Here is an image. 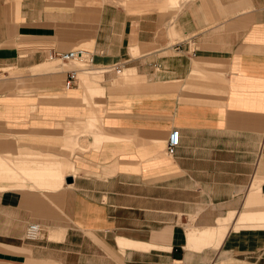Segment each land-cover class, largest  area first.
<instances>
[{
	"label": "crops",
	"instance_id": "crops-1",
	"mask_svg": "<svg viewBox=\"0 0 264 264\" xmlns=\"http://www.w3.org/2000/svg\"><path fill=\"white\" fill-rule=\"evenodd\" d=\"M94 2L0 0V264H264V0Z\"/></svg>",
	"mask_w": 264,
	"mask_h": 264
},
{
	"label": "built area",
	"instance_id": "built-area-1",
	"mask_svg": "<svg viewBox=\"0 0 264 264\" xmlns=\"http://www.w3.org/2000/svg\"><path fill=\"white\" fill-rule=\"evenodd\" d=\"M50 61H58L61 64H69V63H77L79 66L78 69H71L67 72V79L65 82V88L69 89L75 81H77V73L90 71L92 67L91 55L89 52L81 49H74L68 52L62 53H51L49 55ZM101 71H105L106 69L100 68ZM117 73L121 71V69H115ZM179 143V132L175 131L170 133L167 145H166V154L168 156H172L175 153V150ZM40 235L39 226L36 224H31L27 227L25 232V237L27 240H36Z\"/></svg>",
	"mask_w": 264,
	"mask_h": 264
},
{
	"label": "rangeland",
	"instance_id": "rangeland-1",
	"mask_svg": "<svg viewBox=\"0 0 264 264\" xmlns=\"http://www.w3.org/2000/svg\"><path fill=\"white\" fill-rule=\"evenodd\" d=\"M102 2V0H100ZM161 0H105L102 2V4H112L115 6L122 7L124 10L128 9L131 12H128L129 14H144V13H151V12H159V11H165L167 9L159 10L158 6L160 4ZM87 4L86 2H84ZM95 5H98L97 1L94 2ZM57 65L62 66V64L57 63ZM64 65V64H63ZM65 65H75V63H69ZM99 70V69H98ZM93 71V70H92ZM90 71L89 74L94 73Z\"/></svg>",
	"mask_w": 264,
	"mask_h": 264
},
{
	"label": "bare ground",
	"instance_id": "bare-ground-1",
	"mask_svg": "<svg viewBox=\"0 0 264 264\" xmlns=\"http://www.w3.org/2000/svg\"><path fill=\"white\" fill-rule=\"evenodd\" d=\"M79 2H86V0H78ZM95 1H97L98 3H100V4H102V2L103 1H105V0H102V2L100 1V0H95ZM116 1H119V0H116ZM131 1H134V0H131ZM191 1H193V0H161L160 2H161V4H163V8L162 9H167V10H169V11H173V12H176V13H178V11H179V8H180V4L181 3H184V2H191ZM100 4H98V5H100ZM161 9V10H162ZM131 12V11H130ZM135 15V14H134ZM48 61V60H47ZM48 63H50V64H53V65H55V64H57V63H60V62H58V61H50L49 60V62ZM61 64V63H60ZM62 66H65V65H62ZM67 66V65H66ZM79 65L77 64V63H75V65H72V68L71 69H78L79 67H78ZM70 69V70H71ZM93 69H91L90 71H92ZM90 71H84V73H89ZM81 72V71H80ZM81 73H83V72H81Z\"/></svg>",
	"mask_w": 264,
	"mask_h": 264
}]
</instances>
